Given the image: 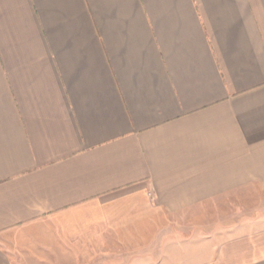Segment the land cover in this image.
<instances>
[{"label":"crops","instance_id":"1","mask_svg":"<svg viewBox=\"0 0 264 264\" xmlns=\"http://www.w3.org/2000/svg\"><path fill=\"white\" fill-rule=\"evenodd\" d=\"M252 188L264 0H0V264H264L259 222L157 236Z\"/></svg>","mask_w":264,"mask_h":264},{"label":"rangeland","instance_id":"2","mask_svg":"<svg viewBox=\"0 0 264 264\" xmlns=\"http://www.w3.org/2000/svg\"><path fill=\"white\" fill-rule=\"evenodd\" d=\"M215 209L220 212L214 211ZM225 211V212H221ZM252 221L253 223L263 224L264 225V190L258 188H252L250 190L242 191L241 193L223 198L219 201H215L206 204L204 211H192L179 215H167V214H158L157 215V236L166 237V236H179L181 234L193 233L196 232V229L190 230L187 228H182V225L185 224H200L201 222L207 224H212L214 222H223L228 225L236 224L241 225L244 222ZM168 222H173L172 228H163L164 225ZM141 235L144 237L148 236L149 230L147 228L141 229ZM231 229H220L218 231L226 232ZM214 230H205L206 234ZM216 231V230H215ZM126 247V246H125ZM127 246L126 248H130ZM169 246H156V251L153 249V252H156L157 257L161 256L163 253V248ZM141 259L140 260H128L130 256L133 257L132 253H126V260H113V261H103L102 264H151L148 261V246H141ZM159 250H162L159 252ZM137 256V255H136ZM157 263H161L160 260H156ZM89 264L90 262L78 261V264ZM96 263V262H92Z\"/></svg>","mask_w":264,"mask_h":264}]
</instances>
